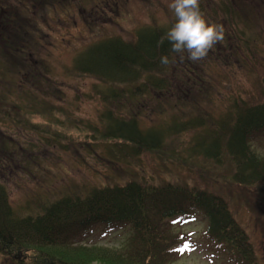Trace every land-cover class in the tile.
Returning <instances> with one entry per match:
<instances>
[{"label": "rangeland", "instance_id": "374dc122", "mask_svg": "<svg viewBox=\"0 0 264 264\" xmlns=\"http://www.w3.org/2000/svg\"><path fill=\"white\" fill-rule=\"evenodd\" d=\"M237 1L243 5L231 0L232 15H253L255 18L249 22L256 24L245 25L238 23V18H228L219 8L221 0H200L206 19L223 26V41L196 62L176 56L167 72L172 89L162 96L151 91L149 98L133 106L131 115H121L130 119L135 116L144 129L165 131L174 119L183 121L206 112L217 118L235 101L248 100L256 91L252 64L261 67L264 63V0ZM169 2L0 0V60L6 51L5 58L11 63L9 48L15 41L8 38L14 29L22 28L20 39H28L20 73L10 75L12 65L0 71L6 74L0 77V97L6 95L0 99V183L6 187L17 215L40 213L62 195H85L91 187L131 181L141 186L165 182L188 187L195 184L204 189L207 186L221 197L218 193L224 182L218 184L221 180L217 175L235 171L231 159L221 166L195 159L186 151L194 134L189 130L169 134L158 149L131 148L134 144L93 132L91 128H105L100 116L104 104L95 89H106L110 81L82 77L72 70L75 59H80L78 52L93 41L112 35L126 41L133 39L140 26L166 24L172 13ZM236 28H245L246 38L262 34L261 40H255L256 60ZM107 54L99 52L93 57V62L104 61L103 69L96 67L90 56L89 70L104 76L118 75L120 70L109 63ZM124 73L130 76V72ZM250 150L257 156L264 154V139L257 140ZM258 192L261 194L257 196ZM222 195L264 264V192L241 185ZM186 217L171 222L176 246L171 252L167 250L170 255L166 256V264H234L227 251L204 234L207 220L201 211ZM82 228L68 230L63 235L64 243L119 250L129 234L127 228L102 223ZM185 244L189 247L184 248ZM34 254V248L0 252V264H32L36 262Z\"/></svg>", "mask_w": 264, "mask_h": 264}, {"label": "trees", "instance_id": "16d2710c", "mask_svg": "<svg viewBox=\"0 0 264 264\" xmlns=\"http://www.w3.org/2000/svg\"><path fill=\"white\" fill-rule=\"evenodd\" d=\"M233 1L238 6L243 5L237 0ZM230 4L231 0H221L219 5L228 18H238V23L245 25L249 19L255 18L253 15L245 18L241 12L239 13L244 18L238 14L232 15ZM174 22L175 17L171 13L166 24L152 23L140 26L136 29L133 39L124 41L120 36L112 35L93 41L84 47L86 49L78 52L80 59H75L72 70L82 77L88 75L110 81V86L106 89H95L104 104L100 116L105 122V128L103 131L91 128L93 132L106 139H118L127 144H134L131 148L158 149L165 143L164 140L169 134L189 130L194 134L186 151H190L195 159L219 166L231 159L233 165H236L235 171L227 170V176L217 175L221 180L217 183L224 182L218 193L221 197L213 194L207 186L204 189L200 185L192 184L193 187H188L173 182L141 186L131 181L125 185L106 184L91 187L85 195H62L45 206L42 212L20 217L9 203L6 187L0 183L1 253H9L19 248H34L35 254L32 257L36 262L32 264H166V256L170 255V249L176 246L171 222L183 220L187 214L198 210L207 220L204 234L213 243L224 248L234 264H261L254 243L240 221L234 217L229 202L222 198V193L241 185H249L264 192V154L257 156L250 150L257 140L259 142L264 139V63L259 64L261 67L256 63L252 64L256 78L255 93L246 101L230 104L228 111L217 118L206 112L183 121L174 119L164 131L158 128L144 129L138 124L135 116L130 119V116L121 115L122 112L131 115L133 106L144 98H149L151 91H156L162 96L172 89L167 72L173 62L162 66L160 56L167 55L170 60L177 56L170 51L171 45L166 38V33ZM249 23L256 24L255 21ZM236 29L237 35L244 37L252 52V58L256 60L257 56L253 52L257 44L255 40H261L262 34L256 38H246L245 28ZM21 30L22 28L14 29L8 38L15 41L9 48L11 63L5 58L6 51L2 52L3 57L0 60V71L8 68L7 65L14 67L9 68L10 75H18L20 67L25 65L23 56L26 47L28 48V39H20ZM161 39L164 42L159 45L158 41ZM99 52L108 53L109 63L120 70L118 75L104 76L100 72L89 70L87 60L90 56L91 62L103 69L104 61L93 62V57ZM125 71L130 72V76L127 77ZM0 75L6 77V74L1 72ZM5 96L3 93L0 99ZM34 112L37 113V110ZM260 183L263 186H260ZM260 194L258 192L257 196ZM61 215L72 217H53L61 218ZM99 223L128 229V238L121 249L99 250L93 248L94 245L67 246L64 243L63 235L68 230L76 231ZM64 255H68L65 260ZM58 258L62 259V263Z\"/></svg>", "mask_w": 264, "mask_h": 264}, {"label": "clouds", "instance_id": "9594fccd", "mask_svg": "<svg viewBox=\"0 0 264 264\" xmlns=\"http://www.w3.org/2000/svg\"><path fill=\"white\" fill-rule=\"evenodd\" d=\"M168 8L173 13L175 22L166 33V38L171 45L170 51L176 53L179 59L199 61L218 42L223 41V26L206 19L200 8V0H170ZM163 42L161 39L158 44L162 45ZM172 62L174 61L169 56H160L162 66H168Z\"/></svg>", "mask_w": 264, "mask_h": 264}, {"label": "snow or ice", "instance_id": "6c2138e0", "mask_svg": "<svg viewBox=\"0 0 264 264\" xmlns=\"http://www.w3.org/2000/svg\"><path fill=\"white\" fill-rule=\"evenodd\" d=\"M187 247H189V245L185 244V245H184V248H187Z\"/></svg>", "mask_w": 264, "mask_h": 264}]
</instances>
